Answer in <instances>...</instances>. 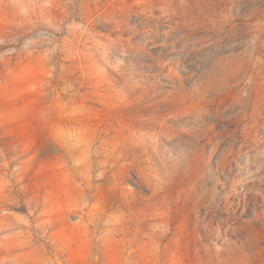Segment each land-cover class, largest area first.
Here are the masks:
<instances>
[{"label":"rangeland","instance_id":"374dc122","mask_svg":"<svg viewBox=\"0 0 264 264\" xmlns=\"http://www.w3.org/2000/svg\"><path fill=\"white\" fill-rule=\"evenodd\" d=\"M0 264H264V0H0Z\"/></svg>","mask_w":264,"mask_h":264}]
</instances>
